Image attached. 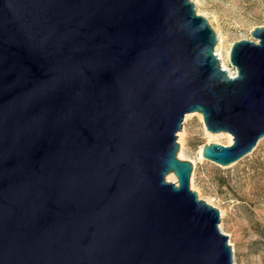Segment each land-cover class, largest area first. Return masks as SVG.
Segmentation results:
<instances>
[{
	"label": "water",
	"instance_id": "1",
	"mask_svg": "<svg viewBox=\"0 0 264 264\" xmlns=\"http://www.w3.org/2000/svg\"><path fill=\"white\" fill-rule=\"evenodd\" d=\"M250 34L231 75L190 0H0V264H235L177 133L232 135L202 149L221 166L264 138Z\"/></svg>",
	"mask_w": 264,
	"mask_h": 264
},
{
	"label": "rangeland",
	"instance_id": "2",
	"mask_svg": "<svg viewBox=\"0 0 264 264\" xmlns=\"http://www.w3.org/2000/svg\"><path fill=\"white\" fill-rule=\"evenodd\" d=\"M190 1L216 35L223 36L224 56L235 41L251 39L250 32L264 26V0ZM226 70L236 71L229 56ZM201 117L196 114L186 122L184 120L177 133L178 159L193 164L190 189L199 199L223 211L219 225L223 222L234 263L264 264V138L248 155L231 165L221 166L201 158L199 151L211 143L228 146V139L225 136L210 139ZM180 133L184 136L183 145L179 141ZM181 147L183 157H179Z\"/></svg>",
	"mask_w": 264,
	"mask_h": 264
},
{
	"label": "bare ground",
	"instance_id": "3",
	"mask_svg": "<svg viewBox=\"0 0 264 264\" xmlns=\"http://www.w3.org/2000/svg\"><path fill=\"white\" fill-rule=\"evenodd\" d=\"M223 36L219 33L218 34V42H217V45H216V48H215V52L217 54V56L220 58V63L222 64V67L224 69H226V61H228V56H229V52H230V47L225 51V54L226 56L223 55V52H222V49H223ZM225 49V48H224ZM235 72H230L231 75H234ZM200 115V113H192V114H186V116L184 117V120L185 122L190 118V117H193L194 115ZM202 118V117H201ZM206 132L208 134V136L210 137V139H214L216 137H219V136H225L227 139H228V143L229 144H232L233 143V137L232 135H230L229 133H225V132H221V133H211L209 132L207 129H206ZM179 141L180 143L183 145V141H184V136L182 133L179 134ZM199 155L202 157V149H200L199 151ZM184 156V153H183V147H181V150H180V153H179V157H183ZM166 179L168 181H172V182H176V179H175V176L173 175H167ZM209 203V202H208ZM221 213V216L223 217V211L221 210L220 211ZM219 228L220 230L224 232V228H223V222L219 225Z\"/></svg>",
	"mask_w": 264,
	"mask_h": 264
}]
</instances>
